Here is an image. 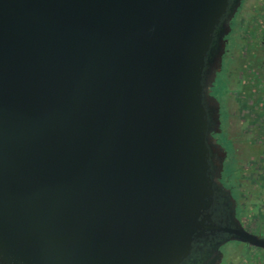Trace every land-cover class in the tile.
<instances>
[{
    "label": "water",
    "instance_id": "1",
    "mask_svg": "<svg viewBox=\"0 0 264 264\" xmlns=\"http://www.w3.org/2000/svg\"><path fill=\"white\" fill-rule=\"evenodd\" d=\"M242 1L0 0V264L188 262ZM238 222L229 241L264 251Z\"/></svg>",
    "mask_w": 264,
    "mask_h": 264
},
{
    "label": "rangeland",
    "instance_id": "2",
    "mask_svg": "<svg viewBox=\"0 0 264 264\" xmlns=\"http://www.w3.org/2000/svg\"><path fill=\"white\" fill-rule=\"evenodd\" d=\"M233 21L211 90L221 104L222 133L215 141L227 153L221 180L239 220L264 237V0H244ZM224 252L238 254L223 264H264L262 250L230 244Z\"/></svg>",
    "mask_w": 264,
    "mask_h": 264
},
{
    "label": "flooded vegetation",
    "instance_id": "3",
    "mask_svg": "<svg viewBox=\"0 0 264 264\" xmlns=\"http://www.w3.org/2000/svg\"><path fill=\"white\" fill-rule=\"evenodd\" d=\"M243 4H244V0L241 3V7L238 9L237 13L235 14L234 19L236 18L237 14H238L239 10L242 8ZM233 20H232V22H234ZM232 22H231V25H232ZM231 32H232V28H231L230 33L227 36H225V38H224L226 43H227L225 54H227V47H228L227 38L231 34ZM225 54H224V56H226ZM224 56H223V61H224ZM222 67H223V62H222ZM210 95L212 96L211 91H210ZM219 106L220 107L218 109V114H217L216 113L217 108L214 105L213 101L211 100L209 102V109L212 112L211 119H212V123H213L212 127H211V140H213V139L215 140L216 137L222 133V129H221L222 128L221 104L220 103H219ZM216 116L219 118L218 121L216 120ZM219 120H220V125L218 127ZM216 131L219 133H216ZM216 156H217L216 159L218 161V164L220 163V165H221L222 161L224 160L223 159V152L217 150ZM226 160H227V158L223 161V166H224ZM219 169L220 168L218 166L215 173L218 172ZM222 174H223V171L221 173V178H222ZM219 181L222 184V180L220 179ZM233 199L234 198L232 196V193H229V191H227L224 186H223V188L221 186L218 188L216 201H215V207L213 209V213L211 215L212 219L210 221V224L213 227V229H211L210 231H206V233H205V237L208 236L210 238L208 240H206V239L200 240L199 243H196L194 245V247H193L194 252H192V256L188 259V262L185 264H213V263H208V262H210V261L215 262V260H217V261L219 260V257L217 256V253H218L217 249H219V248H220L221 252L223 253V259H222L221 264L224 263L225 257L227 259H230L235 254H238V253H234V252H231L230 254H226L224 252L226 245H230V244H237V246L240 245L239 243H236V242L235 243L230 242L229 239L232 238L233 236L231 233L226 232V231H229L230 229L239 228V222L238 221H240V220H239L238 213H237L238 205H237V203H235L233 201ZM241 225L245 229V226L242 222H241ZM253 234H255V233H253ZM260 236L263 237V235H260Z\"/></svg>",
    "mask_w": 264,
    "mask_h": 264
},
{
    "label": "crops",
    "instance_id": "4",
    "mask_svg": "<svg viewBox=\"0 0 264 264\" xmlns=\"http://www.w3.org/2000/svg\"><path fill=\"white\" fill-rule=\"evenodd\" d=\"M246 250V249H245ZM232 257H235V256H232Z\"/></svg>",
    "mask_w": 264,
    "mask_h": 264
},
{
    "label": "trees",
    "instance_id": "5",
    "mask_svg": "<svg viewBox=\"0 0 264 264\" xmlns=\"http://www.w3.org/2000/svg\"><path fill=\"white\" fill-rule=\"evenodd\" d=\"M226 55V54H225ZM225 57V56H224ZM224 62V61H223Z\"/></svg>",
    "mask_w": 264,
    "mask_h": 264
}]
</instances>
